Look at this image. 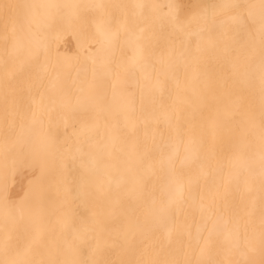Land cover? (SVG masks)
I'll use <instances>...</instances> for the list:
<instances>
[{"label":"bare ground","instance_id":"obj_1","mask_svg":"<svg viewBox=\"0 0 264 264\" xmlns=\"http://www.w3.org/2000/svg\"><path fill=\"white\" fill-rule=\"evenodd\" d=\"M260 4L0 0V261L264 264Z\"/></svg>","mask_w":264,"mask_h":264},{"label":"snow or ice","instance_id":"obj_2","mask_svg":"<svg viewBox=\"0 0 264 264\" xmlns=\"http://www.w3.org/2000/svg\"><path fill=\"white\" fill-rule=\"evenodd\" d=\"M30 7H34V6H30ZM51 7H59V6H51ZM99 7H101V8H105V7L114 8V9H118V10L122 11L123 9H126L128 7V5H124V4L109 5V6L100 5ZM134 7H139V8L150 7L152 9L162 8V7L169 8L170 10H172V14L168 18H169L170 22L178 30H182L183 27L190 24L193 20L197 19L198 16L200 15L197 12L186 13L184 11V5L181 3H170V4L165 5V6H161V5H148V6H146V5H134ZM221 7H223V8H236V7H239V5H222ZM249 7H255V6H249ZM260 9H261V13H260L261 29L260 30H261V34H262V42H264V0H261ZM133 23H134V21H133ZM261 138H262V140H264V113H262ZM0 264H17V262L16 261H0ZM21 264H33V262L29 261V260H25V261L21 262ZM65 264H75V262L74 261H68V262H65Z\"/></svg>","mask_w":264,"mask_h":264}]
</instances>
